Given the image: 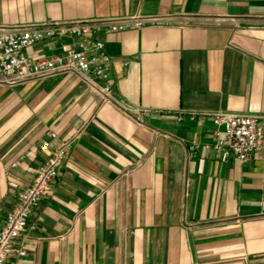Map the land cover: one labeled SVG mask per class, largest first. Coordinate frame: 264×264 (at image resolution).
Here are the masks:
<instances>
[{"label": "crops", "instance_id": "obj_1", "mask_svg": "<svg viewBox=\"0 0 264 264\" xmlns=\"http://www.w3.org/2000/svg\"><path fill=\"white\" fill-rule=\"evenodd\" d=\"M123 17L157 21L100 36L120 104L74 73L0 86L1 223L50 133L70 145L7 264H264V155L189 152L215 113L264 116V0H0V31Z\"/></svg>", "mask_w": 264, "mask_h": 264}, {"label": "built area", "instance_id": "obj_2", "mask_svg": "<svg viewBox=\"0 0 264 264\" xmlns=\"http://www.w3.org/2000/svg\"><path fill=\"white\" fill-rule=\"evenodd\" d=\"M156 21L154 18L123 17L1 30L0 86L16 85L54 73H74L83 76L93 89L101 92L104 101L120 104L113 95V60L100 36L141 29ZM66 37L80 41L51 56L35 59L25 53L26 49L40 43ZM122 108L128 115L133 113ZM137 112L140 116L150 114L149 111ZM213 120L218 127L214 141L192 144L189 152L213 151L224 159H236L242 164L255 154L264 155V116L218 112L213 114ZM69 148L70 145L60 141L55 132L50 133L49 141L43 142L41 150L48 153V157L40 165L34 182L18 194L16 205L0 222V264H7L14 256H27V246L21 240L27 229L32 228L30 221L36 209L52 192Z\"/></svg>", "mask_w": 264, "mask_h": 264}]
</instances>
